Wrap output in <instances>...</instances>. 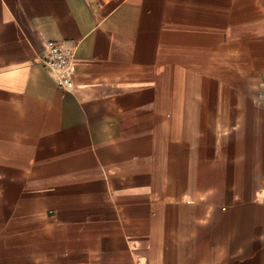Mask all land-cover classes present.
I'll list each match as a JSON object with an SVG mask.
<instances>
[{"label":"crops","instance_id":"0c3cea01","mask_svg":"<svg viewBox=\"0 0 264 264\" xmlns=\"http://www.w3.org/2000/svg\"><path fill=\"white\" fill-rule=\"evenodd\" d=\"M0 264H264V0H0Z\"/></svg>","mask_w":264,"mask_h":264},{"label":"built area","instance_id":"2783aa9c","mask_svg":"<svg viewBox=\"0 0 264 264\" xmlns=\"http://www.w3.org/2000/svg\"><path fill=\"white\" fill-rule=\"evenodd\" d=\"M46 45L47 52L41 56L43 63L62 87L67 90L73 88L75 51L66 49L56 41H48Z\"/></svg>","mask_w":264,"mask_h":264}]
</instances>
